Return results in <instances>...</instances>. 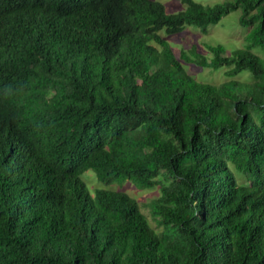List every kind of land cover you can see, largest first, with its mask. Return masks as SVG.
Returning <instances> with one entry per match:
<instances>
[{
	"label": "trees",
	"instance_id": "16d2710c",
	"mask_svg": "<svg viewBox=\"0 0 264 264\" xmlns=\"http://www.w3.org/2000/svg\"><path fill=\"white\" fill-rule=\"evenodd\" d=\"M179 1L0 0V264H264V0ZM238 8L231 55L176 57L158 33ZM86 169L157 186V230L124 191L90 195Z\"/></svg>",
	"mask_w": 264,
	"mask_h": 264
},
{
	"label": "rangeland",
	"instance_id": "374dc122",
	"mask_svg": "<svg viewBox=\"0 0 264 264\" xmlns=\"http://www.w3.org/2000/svg\"><path fill=\"white\" fill-rule=\"evenodd\" d=\"M161 3L167 13H176L185 8V4L179 0H155ZM202 5H212L222 2L224 0H193ZM240 9H235L223 15L216 23L209 24L206 31L202 32L198 27L192 24H186L184 28L173 34H165L162 30L158 33L166 40L172 53L177 57L180 50H186L194 46L197 53L209 59L211 56L207 46L221 44L225 49L226 55H231L236 48H243L245 45L244 35L248 29L241 27L238 23L240 16ZM251 52L257 54L259 48L253 47ZM184 71L192 78L199 82L218 84L228 77L225 75V68L211 69L208 67L199 66L192 62L180 60ZM236 78L249 81L250 75L247 72H241L235 76ZM228 166L233 172L236 182L242 185H247L248 180L244 173L234 169L231 163ZM79 178L84 183L88 193L94 195L98 188H105L109 190L124 191L129 196L133 197L139 204L141 212L147 218L149 224L155 228V223L149 212L147 203L152 198L158 195L157 186L153 188H137L130 180L122 182H113L110 184H103L98 181L95 172L92 169H86L79 174ZM156 229V228H155ZM157 230V229H156Z\"/></svg>",
	"mask_w": 264,
	"mask_h": 264
}]
</instances>
